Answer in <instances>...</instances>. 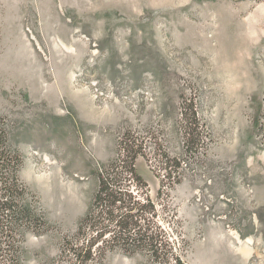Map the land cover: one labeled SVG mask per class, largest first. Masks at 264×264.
Segmentation results:
<instances>
[{
    "label": "rangeland",
    "instance_id": "rangeland-1",
    "mask_svg": "<svg viewBox=\"0 0 264 264\" xmlns=\"http://www.w3.org/2000/svg\"><path fill=\"white\" fill-rule=\"evenodd\" d=\"M0 115L50 226L23 264L58 257L128 131L154 198L171 158L187 264H264V0H0Z\"/></svg>",
    "mask_w": 264,
    "mask_h": 264
},
{
    "label": "trees",
    "instance_id": "trees-1",
    "mask_svg": "<svg viewBox=\"0 0 264 264\" xmlns=\"http://www.w3.org/2000/svg\"><path fill=\"white\" fill-rule=\"evenodd\" d=\"M192 133L187 127V149ZM148 147L130 131L119 141L115 158L100 171L90 208L76 231L63 238L59 255L50 264H107L108 254L115 250L142 253L147 264H187L185 241L175 238L164 224L177 217L169 202L171 185H167L176 178L171 158L153 147L156 166L165 169L154 198L137 169ZM174 161L182 164L180 159ZM23 165L22 153L11 142L9 123L0 115V264H23L26 234L42 235L50 227L21 177Z\"/></svg>",
    "mask_w": 264,
    "mask_h": 264
}]
</instances>
